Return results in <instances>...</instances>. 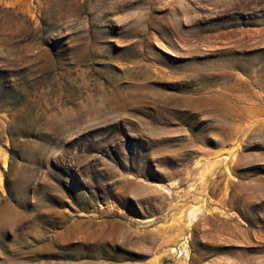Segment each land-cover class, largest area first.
I'll use <instances>...</instances> for the list:
<instances>
[{
  "label": "rangeland",
  "instance_id": "rangeland-1",
  "mask_svg": "<svg viewBox=\"0 0 264 264\" xmlns=\"http://www.w3.org/2000/svg\"><path fill=\"white\" fill-rule=\"evenodd\" d=\"M0 264H264V0H0Z\"/></svg>",
  "mask_w": 264,
  "mask_h": 264
}]
</instances>
